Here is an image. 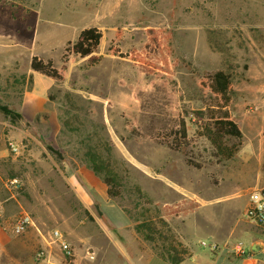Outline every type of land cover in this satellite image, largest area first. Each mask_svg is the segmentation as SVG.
<instances>
[{"label":"rangeland","instance_id":"1","mask_svg":"<svg viewBox=\"0 0 264 264\" xmlns=\"http://www.w3.org/2000/svg\"><path fill=\"white\" fill-rule=\"evenodd\" d=\"M88 27L102 33L97 60L68 53L63 64L66 44ZM34 56L64 67V79L31 71ZM216 70L231 77L229 111L243 133L228 160L194 135L196 113L213 104L198 81ZM253 86L264 88V0H0V105L22 116L13 123L0 113L19 135L6 141L17 151L1 167L0 188L13 203L8 230L27 214L44 239L59 229L76 249L72 260L83 264L94 251L93 264H131L126 250L139 261L130 235L135 220L146 221L154 240L141 239L156 254L195 248L184 264L213 261L202 240L250 250V236L239 235H264L244 216L248 194L264 184V167L246 158L251 138L241 118L257 109L236 93ZM151 117L167 127L184 119L189 144L168 147L162 141L174 138L170 131L154 140L155 130L144 128ZM88 150L103 162L99 172ZM107 174L119 197L106 194ZM13 178L18 189L8 185ZM98 231L121 246L93 242L94 250L85 239Z\"/></svg>","mask_w":264,"mask_h":264},{"label":"trees","instance_id":"2","mask_svg":"<svg viewBox=\"0 0 264 264\" xmlns=\"http://www.w3.org/2000/svg\"><path fill=\"white\" fill-rule=\"evenodd\" d=\"M102 33L96 27H88L82 29L76 39L73 42H68L62 55V63L66 62V55L71 53L80 58H87L88 61L95 62L97 59L93 56L94 51L100 44ZM63 67V66H62ZM30 70L36 72L46 78H49L55 82H60L64 79V67L56 69L53 67L51 61L43 62L36 56L31 58ZM198 85L202 90L208 91L213 104L207 105L206 111L196 113L197 121L194 123L195 131L194 135L198 138H205L209 144L215 149V151L224 159H231L240 146L242 133L238 122L230 114L229 107L232 102L234 85L231 77L223 70H216L211 73H206L198 81ZM0 113L9 118L11 122H16L22 119L20 113L9 109L5 105H0ZM206 118V119H205ZM151 122L145 124V130H155L156 133L151 136L154 140L161 141V138L167 137L165 131L174 133L172 140L162 141L168 147L172 149H179L187 146L190 142L188 138V131L186 122L184 119H177L174 123L167 127V125L158 123L157 120L151 117ZM152 123V124H151ZM154 123V124H153ZM164 130V131H163ZM150 136V135H148ZM225 138H234L237 141L236 145L227 146L224 143ZM86 156H90L91 167L95 172H99L103 169V162L98 160L91 150L87 151ZM104 183L106 185V194L111 198L120 196V193L115 189L114 179L108 174L104 177ZM135 232L142 237L146 242H153V238L146 231V221H133ZM161 224L162 221H159ZM148 227V226H147ZM157 255L168 261L170 264H179L183 260L189 259L191 254L186 253L184 250L181 254L171 248L164 254L157 253Z\"/></svg>","mask_w":264,"mask_h":264},{"label":"crops","instance_id":"3","mask_svg":"<svg viewBox=\"0 0 264 264\" xmlns=\"http://www.w3.org/2000/svg\"><path fill=\"white\" fill-rule=\"evenodd\" d=\"M263 71V70H262ZM36 73V72H34ZM38 74V73H36ZM40 75V74H38ZM41 76V75H40ZM257 86L247 87L245 90L241 91L240 93H236V98H245L246 104H250L252 110L257 109V112L250 111L251 114L242 115L241 118L243 119V125H246V130L250 135L251 141L249 145L251 146L250 150L246 149V158L249 160L253 158L255 161L262 163L264 167V88H256ZM234 92L235 89H234ZM234 98V97H233ZM41 102L43 100L41 99ZM233 102V100H232ZM238 105V104H237ZM240 107L243 104H239ZM238 125L241 130L240 121L237 120ZM15 127L11 123H4L0 121V176L3 175L1 170L3 162L12 161V154L10 150L7 148L6 141L17 139L18 134L13 131ZM242 133V131H241ZM243 134V133H242ZM251 151V153H250ZM263 182H264V171H263ZM258 187V188H262ZM12 201L6 196L3 188H0V264H31L32 257L34 256L35 248H39L38 246L43 247L44 237L40 233L39 229L36 227L35 229L29 228L23 235L21 236H13L10 231L8 230V226L6 221H9L10 214L12 212L11 205ZM111 225L115 227V224L112 221H109ZM112 222V223H111ZM249 222V221H248ZM251 223V222H249ZM254 224V223H252ZM35 225V222H33ZM256 225V224H255ZM128 226V225H127ZM59 230V229H58ZM115 230H118L115 227ZM234 228L229 230V235L234 232ZM248 234L250 236L249 246L250 250H246V257L235 256L227 251L218 250L217 252H208L212 257H214L213 261H209L210 264H219L221 258L225 260L235 262L236 264H262L264 262V235L259 233H250V232H242L239 235L241 237L243 234ZM132 236L133 241L136 243L137 253L140 257L139 261L135 263L131 262L132 255L130 252H124L123 255L126 256L127 261L131 264H170L168 261L160 258L152 248L146 245L141 236L134 233H130ZM228 237V236H227ZM117 237L109 233H103L98 231L96 234L89 235L87 237L86 243L88 246L92 247L93 242L95 243H104V242H111L115 243L118 246L121 244L116 240ZM123 239V238H121ZM220 238L217 236V242ZM123 244V243H122ZM219 245V244H218ZM255 248L257 251L252 252L251 248ZM95 250V249H94ZM195 248L191 250V257L192 258ZM74 254H76V249L73 250ZM50 258L48 264H83L80 258L73 259L66 263L63 254L59 251L57 246H52L49 248ZM94 258L92 260L87 261L84 264H93L97 260V256L95 251ZM126 254V255H125ZM130 256H128V255ZM76 256V255H75ZM79 256V253H78ZM183 260L179 264H184L187 260ZM88 260V259H87Z\"/></svg>","mask_w":264,"mask_h":264},{"label":"built area","instance_id":"4","mask_svg":"<svg viewBox=\"0 0 264 264\" xmlns=\"http://www.w3.org/2000/svg\"><path fill=\"white\" fill-rule=\"evenodd\" d=\"M9 147L11 151H17V147L13 143H9ZM8 185L12 189H18L20 187V182L18 179L13 178L8 181ZM244 216L246 220L251 223H254L264 229V187L256 188L252 190L248 194L247 199V206L244 211ZM33 226V221L27 214H23L19 216L13 223L11 231L12 234L15 236L23 235L29 227ZM45 246L39 248L33 258L37 262L45 261L46 264L49 263V248L52 246H57L61 252L63 253L64 257L68 261H72L73 258V249L67 242L66 238L62 234V232L58 229H54L48 236V239H44ZM201 247H206L209 252H217L218 250L227 251L235 256L246 257V251L243 248L241 243H235L231 246H220L216 242H206L204 240L199 242ZM88 260H92L94 258L93 252L87 253ZM264 264V262L262 263Z\"/></svg>","mask_w":264,"mask_h":264},{"label":"water","instance_id":"5","mask_svg":"<svg viewBox=\"0 0 264 264\" xmlns=\"http://www.w3.org/2000/svg\"><path fill=\"white\" fill-rule=\"evenodd\" d=\"M251 251H252V252H256L257 250H256L255 248L252 247V248H251Z\"/></svg>","mask_w":264,"mask_h":264}]
</instances>
